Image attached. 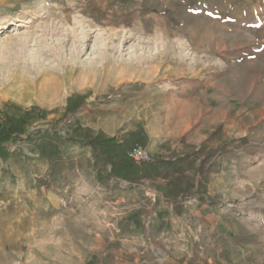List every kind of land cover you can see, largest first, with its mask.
<instances>
[{"label": "rangeland", "instance_id": "1", "mask_svg": "<svg viewBox=\"0 0 264 264\" xmlns=\"http://www.w3.org/2000/svg\"><path fill=\"white\" fill-rule=\"evenodd\" d=\"M0 112V264H264V0H0ZM139 129L181 212L71 140Z\"/></svg>", "mask_w": 264, "mask_h": 264}, {"label": "trees", "instance_id": "2", "mask_svg": "<svg viewBox=\"0 0 264 264\" xmlns=\"http://www.w3.org/2000/svg\"><path fill=\"white\" fill-rule=\"evenodd\" d=\"M79 102H82V99L79 98ZM79 102H73L69 109L79 108L81 106ZM19 134L18 125L9 124L6 127H0V152L6 153L8 149L3 144L15 140ZM129 136L132 140L123 142L118 141L116 137L103 134L84 140H71L89 146L96 161H102L110 166L109 176L111 177L138 183L143 178L166 176L168 183L165 197L177 205L178 197L185 196L192 189L191 181L185 176L186 170L193 165L190 154L178 155L174 158H159L151 163L138 165L127 156V151L135 145H145L147 136L143 129L132 131ZM178 212H181V209Z\"/></svg>", "mask_w": 264, "mask_h": 264}, {"label": "built area", "instance_id": "3", "mask_svg": "<svg viewBox=\"0 0 264 264\" xmlns=\"http://www.w3.org/2000/svg\"><path fill=\"white\" fill-rule=\"evenodd\" d=\"M3 122H4V116L0 112V125ZM127 155L138 165L147 164L154 161L151 151L146 146H142V145L133 146L127 151Z\"/></svg>", "mask_w": 264, "mask_h": 264}, {"label": "crops", "instance_id": "4", "mask_svg": "<svg viewBox=\"0 0 264 264\" xmlns=\"http://www.w3.org/2000/svg\"><path fill=\"white\" fill-rule=\"evenodd\" d=\"M162 141V140H161ZM150 142H151V137H150ZM149 142V143H150ZM187 143H192V144H196L195 142H192V141H185ZM174 150H173V147H171L170 151H165V153L169 154V153H172ZM180 198L179 197V200H178V203L177 205L172 201V200H169L165 197V195L163 194L160 199H159V202L160 204L163 205V209L162 210H168L167 212L168 213H176V210L178 211L179 209L182 210L183 206H187L188 202L187 201H180Z\"/></svg>", "mask_w": 264, "mask_h": 264}, {"label": "bare ground", "instance_id": "5", "mask_svg": "<svg viewBox=\"0 0 264 264\" xmlns=\"http://www.w3.org/2000/svg\"><path fill=\"white\" fill-rule=\"evenodd\" d=\"M157 253L161 258H164V253L160 249H157Z\"/></svg>", "mask_w": 264, "mask_h": 264}]
</instances>
